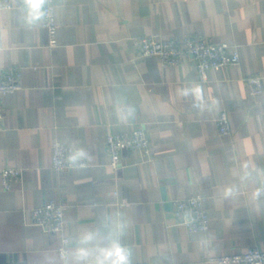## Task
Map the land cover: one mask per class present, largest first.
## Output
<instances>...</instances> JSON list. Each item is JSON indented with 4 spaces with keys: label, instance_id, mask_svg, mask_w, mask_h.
<instances>
[{
    "label": "crops",
    "instance_id": "0c3cea01",
    "mask_svg": "<svg viewBox=\"0 0 264 264\" xmlns=\"http://www.w3.org/2000/svg\"><path fill=\"white\" fill-rule=\"evenodd\" d=\"M7 1L0 81L18 67L22 89L3 98L0 264H63L60 236L33 222L49 202L65 206L71 264L77 249L91 260L112 242L149 264H218L264 250V93L250 95L245 82H264V0H55L56 47L24 0ZM143 36L227 43L241 62L203 80L191 56L174 66L140 56L134 39ZM136 127L148 132L149 154L128 148L113 168L107 136ZM56 141L84 149L87 166L56 172ZM6 168L22 171L9 191ZM193 195L206 200L207 232L190 233L174 214V202Z\"/></svg>",
    "mask_w": 264,
    "mask_h": 264
},
{
    "label": "built area",
    "instance_id": "2783aa9c",
    "mask_svg": "<svg viewBox=\"0 0 264 264\" xmlns=\"http://www.w3.org/2000/svg\"><path fill=\"white\" fill-rule=\"evenodd\" d=\"M3 8L14 6L7 0L2 3ZM36 18L47 29L50 36V46L58 45L57 34L59 25L56 20L55 0H44L39 6ZM136 50L140 56L158 57L165 65L182 64L186 56L194 59L195 68L203 80L208 78L210 70H221L237 66L241 62V55L236 47L227 43H213L200 38H183L179 41H163L156 36H143L134 39ZM21 70L12 67L2 72L0 81V132L4 124L3 98L15 94L22 89ZM249 93L260 96L264 93V82L259 76L246 78ZM219 132L227 135L231 131L227 112H223L218 121ZM128 148L138 149L149 154L151 140L146 128L136 127L128 133L109 134L106 138V150L110 158V165L119 168L122 164V152ZM74 148L56 141L52 146V166L56 172L76 169L69 165L67 157L74 152ZM81 163L85 164L84 161ZM22 179V171L6 168L1 171V181L5 190H12ZM174 214L180 224L186 226L190 233L207 232L210 228V215L206 208V200L201 195H193L174 202ZM33 222L46 233L59 235L58 256L63 264H71V240L65 235L66 216L65 206L58 202H49L33 210ZM212 261L218 264H264V250L252 248L243 254H233ZM131 264H149L148 262Z\"/></svg>",
    "mask_w": 264,
    "mask_h": 264
},
{
    "label": "clouds",
    "instance_id": "9594fccd",
    "mask_svg": "<svg viewBox=\"0 0 264 264\" xmlns=\"http://www.w3.org/2000/svg\"><path fill=\"white\" fill-rule=\"evenodd\" d=\"M44 0H24L28 14L32 18H36L37 10ZM196 91L202 94V89L197 86ZM187 94L186 92L184 93ZM88 153L82 149L77 148L72 154L67 157L70 166L76 168H84L87 165L81 163L83 160H90ZM261 190L257 189L256 195H261ZM93 239L92 233H86L84 241ZM90 253L85 248L77 249L75 253L76 264H131L132 253L131 250L118 242H112L109 246L100 247L97 249V255L89 260Z\"/></svg>",
    "mask_w": 264,
    "mask_h": 264
}]
</instances>
